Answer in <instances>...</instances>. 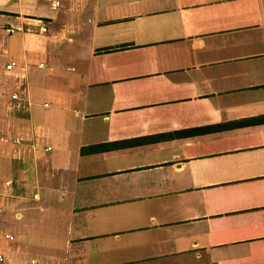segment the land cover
<instances>
[{
	"label": "crops",
	"instance_id": "obj_1",
	"mask_svg": "<svg viewBox=\"0 0 264 264\" xmlns=\"http://www.w3.org/2000/svg\"><path fill=\"white\" fill-rule=\"evenodd\" d=\"M37 1L0 0V264H264V0Z\"/></svg>",
	"mask_w": 264,
	"mask_h": 264
},
{
	"label": "built area",
	"instance_id": "obj_2",
	"mask_svg": "<svg viewBox=\"0 0 264 264\" xmlns=\"http://www.w3.org/2000/svg\"><path fill=\"white\" fill-rule=\"evenodd\" d=\"M60 5V1L59 0H51V7L52 8H57ZM39 23H42L41 26H39V31L40 32H45L46 26L44 25V23L42 21H39ZM39 67H45L44 63L39 64ZM14 64L13 63H8L6 65V70L9 72H13L14 71ZM24 76H21V78ZM11 100L14 102H19L21 100H25L27 104H30L28 101V97H27V90L26 87H24V85L22 83L19 84V89L14 91L13 93H11ZM45 107H48V103H44L43 104ZM12 141L14 143H21L22 139L20 136H14ZM45 150L49 151L51 150V146H47L45 148ZM2 208L0 207V213L2 212ZM6 237H8L9 239H13L12 235H6ZM4 260L3 255L0 253V263H2V261Z\"/></svg>",
	"mask_w": 264,
	"mask_h": 264
},
{
	"label": "rangeland",
	"instance_id": "obj_3",
	"mask_svg": "<svg viewBox=\"0 0 264 264\" xmlns=\"http://www.w3.org/2000/svg\"><path fill=\"white\" fill-rule=\"evenodd\" d=\"M35 5L37 6V10H40V9L44 8L46 4H45V2L38 0ZM0 34H2V31H0ZM19 43H20V35L17 34L16 32H13L11 34L6 35L5 45L6 44H7V46L10 45L11 50H13V47L19 45ZM4 60H5L4 57H0V63L4 62ZM32 71L35 73L43 72L42 70H39L36 68L33 69Z\"/></svg>",
	"mask_w": 264,
	"mask_h": 264
}]
</instances>
